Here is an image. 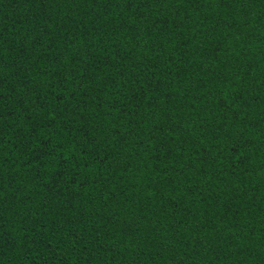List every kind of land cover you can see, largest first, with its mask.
I'll use <instances>...</instances> for the list:
<instances>
[{"label": "trees", "instance_id": "16d2710c", "mask_svg": "<svg viewBox=\"0 0 264 264\" xmlns=\"http://www.w3.org/2000/svg\"><path fill=\"white\" fill-rule=\"evenodd\" d=\"M0 264H264V0H0Z\"/></svg>", "mask_w": 264, "mask_h": 264}]
</instances>
